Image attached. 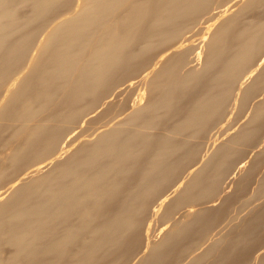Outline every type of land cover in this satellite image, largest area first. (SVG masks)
I'll list each match as a JSON object with an SVG mask.
<instances>
[{
  "label": "bare ground",
  "instance_id": "1",
  "mask_svg": "<svg viewBox=\"0 0 264 264\" xmlns=\"http://www.w3.org/2000/svg\"><path fill=\"white\" fill-rule=\"evenodd\" d=\"M259 4L0 0V264H142L168 246L148 244L161 209L164 219L184 210L167 243L210 220L211 203L191 204L219 194L238 169L234 144L255 131H225L207 157L201 139L237 98L238 78L264 82Z\"/></svg>",
  "mask_w": 264,
  "mask_h": 264
},
{
  "label": "crops",
  "instance_id": "2",
  "mask_svg": "<svg viewBox=\"0 0 264 264\" xmlns=\"http://www.w3.org/2000/svg\"><path fill=\"white\" fill-rule=\"evenodd\" d=\"M251 78H252L254 83L258 82L257 80L255 82V79H253V77H250V79H248L249 81L247 79L244 80V78H241V79L238 78V81L236 82V91L238 90L237 91L238 95L236 94V96H235V97H237L236 99L234 97L231 99L234 103L236 102L234 104V106H236L235 109L236 108L237 109L231 110V111H233V113L229 109H226V111L221 116V120L223 119V121H221V125H222L225 118L228 119L229 115L233 116L234 112L235 111L237 112V113L235 112V114H234L235 116L233 118L235 119V121L233 123V126L231 127V128H233L234 132L232 130L230 133V136L231 135L234 136V134H236L237 130H239L243 126L246 129L247 128L249 130L253 129L255 131V133L252 131L253 136L250 139V140H252L255 138L254 139L255 141L252 140L249 142V140H248L247 142H245V145L247 148H249L248 150L250 151V153H248L244 157L238 158L236 160L238 162L235 161L234 163H232L234 166L239 167L240 165H244V167L242 169L238 168L241 170H237V171L235 170L236 172H234V173L231 172L228 176H226V178H225L226 184H225V186L224 185L220 186V192H219V194H221L223 197L219 195L221 198L220 197L215 198L214 200L211 201V204H212L211 206L207 205L208 206L207 210H209L210 214H212V215H210L211 216L210 220L208 219L209 216L207 215L206 219L208 221L207 220L204 221V225L201 228L196 229V227H195L196 231H194L193 236H191V238H187V240L177 239L176 242L173 240V242H175V243H171V242L167 243L166 240L164 239V241H162L161 244H163V243L167 244L169 246V248H171L172 245H174L172 247V249L169 250L172 252H169V251H168V253H166V251L164 252V250H167L169 248H168V246L163 244L164 245L163 248L164 247H167V248H165L163 250V252L159 253L160 255H158V254L145 255V258L148 256L147 259L143 260V262H145L146 264H149V263L150 264H156V263H158V264H188V263L189 264H264V190H261V189H264V186H261L263 184L261 182H264V174H263L264 170H261L258 168V167L264 166V159L262 162L261 158H256L255 155L251 156V155L255 154L254 151H258L259 149L261 151H264V144H263L264 143V128H263L264 127L263 126L264 120L263 119L264 118H263V114H262V113H264V101H263L264 100V86H263L264 82L261 81L262 84L260 83V81H259L260 84L256 83V85L259 84L258 85L259 87L256 88V85H253L254 83L252 82ZM247 81L249 83H247ZM238 82H239V84H237ZM250 82H252L253 84L252 83L250 84ZM240 84H242L241 85L242 87H243V85H245V87H243L244 89H242ZM246 85H247V87H246ZM260 85H262V87ZM240 87L243 90V92L247 91V93L243 94V92L240 89H238ZM249 92L252 93V95L248 94ZM261 93H262V96H261ZM240 95H244V96L242 97ZM248 96L250 97V100L248 99L249 98ZM260 96H261L262 100L259 98ZM246 97H248V98H246ZM255 97H256L257 101L255 100ZM244 98L248 99L247 104H246L247 100H245ZM236 100L239 102L241 101L242 103H240V104H242L243 107ZM253 103H255V104L253 105ZM243 104H246V105L244 106ZM247 105H248V107H246ZM238 107H240V109ZM250 108H251V110H250ZM252 108H253V112H254V117L258 116L257 118L253 117L251 119L252 116L250 114L253 113ZM239 111H241V113L243 111V113L238 114V113H240ZM249 111L251 112L250 114H249ZM258 112H259V114H258ZM228 113H230V114L228 115ZM239 115H241L243 117H241ZM246 115H248V117H246ZM226 116H228V117H226ZM248 118H249V120H247ZM251 120H253L254 123H252L253 121H251ZM255 120H257V121H255ZM245 121L247 122L246 124H245ZM261 121H262L263 125L260 124ZM242 122H244V123H242ZM248 123H250L249 127H248ZM258 124L261 125L263 130ZM253 125H256L257 127L259 126L258 128H261V129H257V127L253 126ZM235 129H236V131H235ZM260 130H262V131H260ZM230 136H229V138H230ZM253 142H254V144H253ZM261 142H262V144H261ZM235 148H238V147L235 146ZM253 162H255V164ZM256 166H258V167H256ZM247 167H249V168H247ZM232 171H234V170H232ZM242 172L245 175H243ZM240 179H241V181H240ZM224 180L221 182L223 183ZM246 181H249V182H246ZM237 183H238V185L240 184V187L237 185ZM241 183H243V184H241ZM244 184H246V185H244ZM242 185H244V186H242ZM255 189H257V190H255ZM225 190H227V191H225ZM224 192L226 195L224 194ZM254 193H256L257 195ZM227 195H228V197H227ZM250 197H252V198H250ZM225 200H227V201L225 202ZM219 203H221V204H219ZM222 205H225V206L223 207ZM207 206H205V208ZM214 206H216V207H214ZM221 208H223V209H221ZM220 211H222V212H220ZM216 212H218V214ZM252 218H255V219H252ZM248 220H250V221H248ZM215 222H216V224H215ZM249 225L251 227H249ZM241 227H243V228H241ZM244 227H245V229H244ZM248 231H250V232L252 231L253 233L252 232L250 233ZM230 234L231 235L233 234L232 235L233 237ZM221 236H222V239H221ZM199 239L202 241H200ZM178 242H180L182 245L179 244ZM161 244H160V246H161ZM183 244H185V245H183ZM185 246L186 247L189 246V247L184 248ZM210 250L212 251V253ZM203 255H204V257H203ZM155 256H156V258H155ZM149 257H151V258L148 259ZM167 262H169V263H167ZM145 263H142V264H145Z\"/></svg>",
  "mask_w": 264,
  "mask_h": 264
},
{
  "label": "rangeland",
  "instance_id": "3",
  "mask_svg": "<svg viewBox=\"0 0 264 264\" xmlns=\"http://www.w3.org/2000/svg\"><path fill=\"white\" fill-rule=\"evenodd\" d=\"M259 5H261L260 7H259ZM259 5H257V6H255V12H257V10H258V12L259 11H263L264 10V6H262V4H259ZM264 5V4H263ZM256 8H257V10H256ZM260 10H259V9ZM251 11V10H250ZM243 17V16H242ZM241 17V18H242ZM204 18V15L203 16H200L198 19L199 20H197V22L199 23H197L196 22V25H195V27H194V29L198 26V25H200V21L202 20ZM246 19V17H243V20H245ZM243 20H241V21H243ZM246 21V20H245ZM191 32V33H190ZM196 31H194L193 30V32L192 31H189L188 33H187V35L189 34H192V33H195ZM199 36V35H198ZM197 36V34H195L194 35V37L193 38H196V37H198ZM204 47V48H203ZM203 49H205V44L203 45ZM202 49V50H203ZM201 64V63H200ZM200 64L199 65H197V67H200ZM234 92V91H233ZM230 102V104H228ZM228 103H227V105L225 106V111H226V109H231V110H233V109H235V107H234V102L233 101H229ZM231 104H233L232 106H230ZM232 115L231 116H229L228 117V119H226L225 118V120L224 121H226L225 123L223 122V124L221 125V122L220 121H218L217 123H215L213 126H212V128H210L208 131L209 132H207L206 133V138L204 137V138H202V139H204V140H202L201 139V145L202 146H204V148L201 146L200 147V154H204V157H207V155H210L211 154V151L213 150V149H215V147H217L219 144H220V142L222 143V142H226L227 140L226 139H228L229 138V136H230V133H231V131L233 130V128L231 129V127L233 126V120H234V118H233V120H232ZM217 125V126H216ZM232 125V126H231ZM214 127H217V128H219V129H215ZM222 127V128H221ZM211 130H212V132H211ZM219 131V132H218ZM225 131H226V133H225ZM228 132H230V133H228ZM222 135H221V134ZM224 133L228 136V137H226L225 135H224ZM228 133V134H227ZM215 134H216V136H215ZM217 136L218 137H221L222 138V141H221V138H217ZM210 137V138H209ZM224 137H226V139H224ZM213 138V139H212ZM216 138V139H215ZM205 139H206V141H205ZM208 139V140H207ZM212 139V140H211ZM214 139H215V141H216V143L214 142ZM220 142H219V141ZM226 140V141H225ZM208 141V142H207ZM205 142H207L206 144H207V148H206V144H205ZM210 142H212V143H210ZM203 143V144H202ZM211 144H212V147H211ZM213 144H215V145H213ZM218 144V145H217ZM241 144H243V143H237V144H234V145H237L238 146V148H237V150H235V151H237V156L238 157H244V156H246L248 153H250V151L246 148V149H244L243 148V150H242V148H240L241 146H244L245 144H243V145H241ZM240 145V146H239ZM209 146H210V148H209ZM213 146H215L214 148H213ZM209 148V149H208ZM213 148V149H212ZM241 150H240V149ZM206 149H208V150H206ZM211 150V151H210ZM245 150H247V151H245ZM240 151V152H239ZM245 151V152H244ZM202 152V153H201ZM204 152V153H203ZM255 152V154H253V155H251V156H254L255 155V157H257V158H261V159H264V151H262V153L259 151V152H257V151H254ZM240 153H242V154H240ZM200 163H196V164H194V170L193 171H195L196 170V168L197 167H199L198 165H199ZM230 168V167H229ZM237 168H243V167H236V168H234L233 170L235 171V169H237ZM259 169H261V170H264V166H261V167H258ZM237 170H239V169H237ZM233 171V172H234ZM186 173V171H183V175H185V173ZM214 172V171H213ZM191 174V173H190ZM213 174V173H212ZM188 177V176H187ZM186 177V178H187ZM209 179L211 180L212 179V176H211V178L209 177ZM209 179H207V180H209ZM214 182V181H213ZM220 184L221 185H223L224 184V186H225V184H226V179L224 180V183H222V182H220ZM220 186V185H219ZM209 194H207L206 196V201H205V203L203 202V203H192L191 205L193 206V207H191V209L192 210H194L193 212H195V210H199L200 208H202L201 207V204H202V206H204V204H208L209 205V203H211V201L212 200H214L215 198H218V196H219V194L217 193V194H214V198H213V194L212 195H209ZM218 195V196H217ZM216 196V197H215ZM209 197V198H208ZM209 199V200H208ZM211 199V200H210ZM199 204V205H198ZM196 205H198V206H196ZM200 206V208H198ZM186 207V206H185ZM205 207V206H204ZM161 212H162V209L159 211V213H158V215H155L156 217H154V216H152L153 217V221H152V227L151 228H149L148 230H150V231H148V234H150L149 236L150 237H152V242H155L156 241V243L154 244V243H152L151 241V243H148V244H150L149 246H151L152 244L153 245H156V244H158L157 242H159L160 240V243L164 240V238L167 236V235H163V234H165V232L170 228V226H171V224H172V222H170V221H174L175 219H181L182 218V215L184 214L183 212H184V210L183 209H181V210H179V212H181V213H178L179 214V216H178V214L177 213H175L174 214V216H172L171 218H162L161 216H160V214H161ZM183 213V214H182ZM182 214V215H181ZM176 216V217H175ZM178 216V217H177ZM151 217V216H150ZM161 217V218H160ZM173 217H175V219L173 218ZM160 219V220H159ZM148 220H150L149 218H148ZM156 221V222H155ZM168 221V222H167ZM164 224V225H163ZM170 224V225H169ZM145 225V224H144ZM146 225H148L149 226V224L147 223ZM145 225V227L143 226L142 227V229H144V230H142V232H143V236H145V228L147 227ZM154 227V228H153ZM154 229V230H153ZM152 233V235H151V233ZM156 233V234H155ZM159 236V237H158ZM149 237V238H150ZM156 237V238H155ZM160 240H159V239ZM151 239V238H150ZM156 239V240H155ZM158 239V240H157ZM146 240V239H145ZM136 244H137V246H136ZM136 244H134V247L135 248H137V249H141L142 251L145 249L146 250V248H148L147 246H145V241L144 240H141V241H138V242H136ZM145 246V247H144ZM158 246V245H157ZM141 250H139V251H141ZM137 251V250H136ZM139 251H137L136 253L139 255ZM142 253V252H141ZM132 263H133V261H131ZM124 262H122V264H123ZM119 264H121V262H119Z\"/></svg>",
  "mask_w": 264,
  "mask_h": 264
}]
</instances>
